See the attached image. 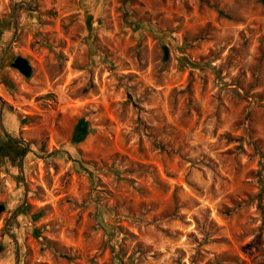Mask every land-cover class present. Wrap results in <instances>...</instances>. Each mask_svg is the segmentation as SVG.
I'll return each instance as SVG.
<instances>
[{"label": "rangeland", "instance_id": "374dc122", "mask_svg": "<svg viewBox=\"0 0 264 264\" xmlns=\"http://www.w3.org/2000/svg\"><path fill=\"white\" fill-rule=\"evenodd\" d=\"M0 204V264H264V0H0Z\"/></svg>", "mask_w": 264, "mask_h": 264}, {"label": "water", "instance_id": "95a60500", "mask_svg": "<svg viewBox=\"0 0 264 264\" xmlns=\"http://www.w3.org/2000/svg\"><path fill=\"white\" fill-rule=\"evenodd\" d=\"M167 53V52H166ZM12 66L17 68L23 75L30 76L32 73V66L29 63V60L25 57L18 56L15 58V60L12 62ZM78 137H81V134H85L87 132V123L84 121H81L78 125ZM6 208L5 204H0V214L2 211H4ZM3 250V247L0 246V252Z\"/></svg>", "mask_w": 264, "mask_h": 264}, {"label": "trees", "instance_id": "16d2710c", "mask_svg": "<svg viewBox=\"0 0 264 264\" xmlns=\"http://www.w3.org/2000/svg\"><path fill=\"white\" fill-rule=\"evenodd\" d=\"M219 12H220L221 14H223V11H222V10H220ZM78 134H79V131H78ZM78 134H76V135L74 136V138H73V139H74V142H76V143H77V142H81V141L86 137V134H81V137L79 138V137H78ZM230 212H231L230 209H227V210H226V213H227V214H229Z\"/></svg>", "mask_w": 264, "mask_h": 264}]
</instances>
